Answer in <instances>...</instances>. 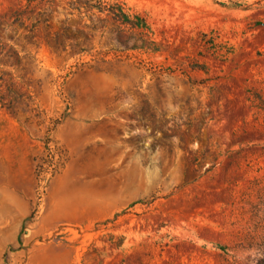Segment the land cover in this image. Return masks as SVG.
<instances>
[{"label": "rangeland", "instance_id": "1", "mask_svg": "<svg viewBox=\"0 0 264 264\" xmlns=\"http://www.w3.org/2000/svg\"><path fill=\"white\" fill-rule=\"evenodd\" d=\"M263 259L264 0H0V264Z\"/></svg>", "mask_w": 264, "mask_h": 264}, {"label": "trees", "instance_id": "2", "mask_svg": "<svg viewBox=\"0 0 264 264\" xmlns=\"http://www.w3.org/2000/svg\"><path fill=\"white\" fill-rule=\"evenodd\" d=\"M107 12L113 17H116L118 21H120L125 26H128L133 29H148V26L142 17H140L139 15H128L119 6H117V8L112 7ZM257 264H264V259L258 262Z\"/></svg>", "mask_w": 264, "mask_h": 264}]
</instances>
